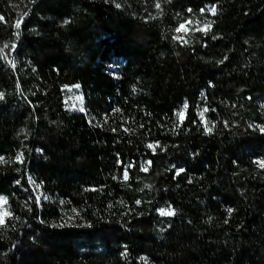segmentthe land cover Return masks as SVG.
Instances as JSON below:
<instances>
[{"label": "trees", "instance_id": "obj_1", "mask_svg": "<svg viewBox=\"0 0 264 264\" xmlns=\"http://www.w3.org/2000/svg\"><path fill=\"white\" fill-rule=\"evenodd\" d=\"M0 17V264H264V0Z\"/></svg>", "mask_w": 264, "mask_h": 264}, {"label": "rangeland", "instance_id": "obj_2", "mask_svg": "<svg viewBox=\"0 0 264 264\" xmlns=\"http://www.w3.org/2000/svg\"><path fill=\"white\" fill-rule=\"evenodd\" d=\"M212 7H215V6L207 7L205 12L209 13V14H212L211 13V8ZM215 9H216V12H217V8L216 7H215ZM114 71L116 72V69ZM180 113L183 114L182 116L179 115L180 119L182 120V119H184V116H185V110L184 109L181 110ZM204 116H205V114L203 112L202 118H203V122L205 123L206 122V118ZM32 186H33V188L35 190V193L37 194V199L39 200V202L42 203L43 201H45L46 198H45V195H44L42 189L40 187L36 186L34 183H32ZM0 198H3V197H0ZM168 211H172L173 212V210H171V209H164V210L160 211V214L162 212H168ZM9 214H10V212H9V208H8V201L6 200V203L0 202V215L3 216V221L6 220V218L9 216ZM65 220H66V224H68V225L78 224L79 221H80L79 218L76 216V214H73V213L68 214L66 216ZM145 263L146 264H150L147 260L145 261Z\"/></svg>", "mask_w": 264, "mask_h": 264}, {"label": "snow or ice", "instance_id": "obj_3", "mask_svg": "<svg viewBox=\"0 0 264 264\" xmlns=\"http://www.w3.org/2000/svg\"><path fill=\"white\" fill-rule=\"evenodd\" d=\"M117 7H119V5H117ZM157 7H159V5H157ZM189 11H191V9H189ZM201 11L203 12V9H202ZM211 13H212L213 15L216 14V9H215V7H212V8H211ZM0 19H3V17H0ZM16 27H17V28L20 27V23H19V22L16 24ZM208 27H210V25H206V26H205V29H203V30H207ZM183 29H184V26L182 25L180 29H177V31H181V30H183ZM0 99H3V93H0ZM204 111H207V109H205ZM178 115L182 116L183 114L180 113V114H178ZM201 116H203V112L201 113ZM208 130L210 131L211 129H208ZM261 131H264V129H261ZM149 147H153V146L149 145ZM0 159H2V158H0ZM149 163H150V162H149ZM257 164H258L260 167L264 168V161H257ZM125 176H127V173H125ZM0 202L6 203V198H0ZM229 213H231V209H229ZM161 214H162V215H174V212H172V211H168V212H162ZM3 222H4V221H3V216L0 215V224H3Z\"/></svg>", "mask_w": 264, "mask_h": 264}]
</instances>
